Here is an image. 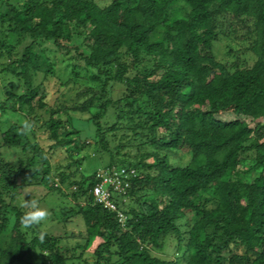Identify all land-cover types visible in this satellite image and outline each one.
<instances>
[{
    "label": "trees",
    "instance_id": "1",
    "mask_svg": "<svg viewBox=\"0 0 264 264\" xmlns=\"http://www.w3.org/2000/svg\"><path fill=\"white\" fill-rule=\"evenodd\" d=\"M221 34L254 63L219 61ZM0 65V264H264V0H0ZM89 147L123 221L94 201ZM27 186L72 198L59 213L83 219V245L21 223Z\"/></svg>",
    "mask_w": 264,
    "mask_h": 264
},
{
    "label": "rangeland",
    "instance_id": "2",
    "mask_svg": "<svg viewBox=\"0 0 264 264\" xmlns=\"http://www.w3.org/2000/svg\"><path fill=\"white\" fill-rule=\"evenodd\" d=\"M99 2H109V0H97ZM229 40H227L223 34H221L219 36V39L215 42V46H214V53L216 58L219 61L225 62V61H232V62H236L238 58H234L231 55L228 54V48L227 45L229 44L228 42ZM234 48L235 49H241L242 47L240 46H235L234 44ZM243 50H240L239 53V62H247L248 64H253L254 60L252 55L250 53H245ZM242 52V53H241ZM3 63V62H2ZM1 66V65H0ZM52 88H50V94H51V102L50 105H52L53 103L55 105L59 104L60 101L62 100L61 95L57 94V86L55 88H53V86H51ZM87 120V116L84 115H75V119H74V124L76 129H80L84 132V137L90 134L91 131V127L86 123ZM37 136H38V140L43 143V145L46 144V136L40 132L37 131ZM86 139H89V137H85ZM68 155V152H64V151H59V153L56 155L55 157V162H59V163H63L65 162V157ZM76 158H82V157H86L84 160H82L81 162V172H83L85 175H90L91 173L95 172L98 170L101 171L100 169V164L99 162H95L93 161V159L91 158H95L93 157L95 155L94 149L93 147H89V148H85L82 152H76L75 153ZM14 157L9 156V159L11 161H15V159L13 160ZM105 161H107V158L104 157V160L102 161V163H104ZM189 161V156L186 155L183 151H178L175 153H172V162L174 165H183L185 163H187ZM64 164V163H63ZM55 184H59V186H61L60 182L56 179L54 181ZM63 191L68 194L70 193V190H68L65 187H62ZM74 190V189H73ZM30 199V198H36L40 201V204L45 207L46 209H48L49 213L53 210L55 211V217H53V219H51V215H49V217L42 223L41 227L44 231L49 232L51 235L56 236L58 238L61 239V244H63L64 248L67 249V253L70 254L71 253V248L75 247L77 249V245H83L86 241V228H85V223L83 221V219L81 217H76L73 219V222L70 224H64L62 221V214L59 213V210L61 207L69 206V205H73L75 203H73L74 201H72V198L68 197V196H62L59 193L56 192H52L49 193L47 188L45 187H36L34 188L33 186H27L21 193V197H20V201L21 203L24 205L25 200ZM79 232L81 233L79 234ZM101 242V239L97 238L95 239L94 243H93V247L85 252L83 258L87 261V263H91L93 261L91 255H90V251H92L99 243ZM175 242L174 239L169 238L167 245L165 247L164 250V255L165 256H170L173 257L174 252H175ZM78 254L81 253V250H77ZM45 259V254L41 253L40 251H36L33 254H31L30 256H28L27 260L24 263H16V264H43V261ZM70 264L74 263V264H85L83 259H76L73 260L71 262H69Z\"/></svg>",
    "mask_w": 264,
    "mask_h": 264
},
{
    "label": "built area",
    "instance_id": "3",
    "mask_svg": "<svg viewBox=\"0 0 264 264\" xmlns=\"http://www.w3.org/2000/svg\"><path fill=\"white\" fill-rule=\"evenodd\" d=\"M110 173L109 171H99L97 173L96 177L100 179V182L93 188L94 201L104 209L118 212L120 220L123 221L125 216L117 209L118 206L114 201L123 190L120 188V182H117V172H114L113 175Z\"/></svg>",
    "mask_w": 264,
    "mask_h": 264
},
{
    "label": "clouds",
    "instance_id": "4",
    "mask_svg": "<svg viewBox=\"0 0 264 264\" xmlns=\"http://www.w3.org/2000/svg\"><path fill=\"white\" fill-rule=\"evenodd\" d=\"M31 123L25 121L21 131L28 134L31 130ZM23 207L25 211L21 216V223L26 227L37 226L43 223L49 217V211L40 204L36 198L25 200Z\"/></svg>",
    "mask_w": 264,
    "mask_h": 264
}]
</instances>
